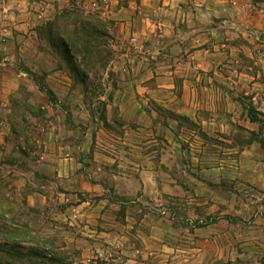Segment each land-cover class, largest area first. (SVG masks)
I'll list each match as a JSON object with an SVG mask.
<instances>
[{
  "label": "rangeland",
  "instance_id": "obj_1",
  "mask_svg": "<svg viewBox=\"0 0 264 264\" xmlns=\"http://www.w3.org/2000/svg\"><path fill=\"white\" fill-rule=\"evenodd\" d=\"M52 1L63 2L57 4L59 11L48 19L34 20L32 26L34 36L60 45L59 49L19 50L21 43H33L36 38L32 35L30 41L26 35H16L17 25L11 18L0 25V56L13 59L18 69L25 67L20 55L32 63L40 58L44 65L39 72L26 69L28 75L12 81L7 76L0 83V104L9 97L8 103L15 109L13 119L20 123L15 129L27 142L25 148L31 150L38 142L32 138L30 124L47 122L44 106L54 100L40 87L49 89L44 82L45 69L51 66L49 60L66 58L63 43L70 48L73 60L72 64L67 61L70 84H83L87 108L98 110V120L106 116V98L100 100L99 96L112 93L118 82L117 73L108 76L111 44L118 39L115 23L104 14L103 2ZM229 1L230 32L219 41L229 44L230 57L235 59L229 69L242 72L245 78L228 86L234 104L230 105V125L222 121L225 115L217 108L220 101L212 110L199 109L196 120L194 116L173 115L178 121L176 139L165 154L176 155L181 169L189 172L188 177L182 172L183 187L141 197L130 192L129 199L107 193L113 203H106L96 218L91 209H71L76 203L64 207L58 200H51L46 208L30 210L23 200H15L19 195L0 191V203H7L0 206V264H264V185L249 157L240 153L245 144L256 139L264 154V119L250 94L236 86L245 84L253 89L254 80L249 76L254 73L264 82V0ZM20 86L31 96L12 94ZM210 95L215 98L216 92ZM75 100L69 97L60 103L67 110L64 116L69 123H74L69 109ZM161 115L163 120L167 118ZM124 129L115 130L125 136ZM22 143L21 139L17 149H11V157L25 149ZM123 145L129 152V145ZM171 164L161 163L166 169ZM2 179L0 168V187L7 186L9 180Z\"/></svg>",
  "mask_w": 264,
  "mask_h": 264
},
{
  "label": "crops",
  "instance_id": "obj_2",
  "mask_svg": "<svg viewBox=\"0 0 264 264\" xmlns=\"http://www.w3.org/2000/svg\"><path fill=\"white\" fill-rule=\"evenodd\" d=\"M100 1L106 17L116 25V33L115 29L112 33L118 39L111 44L108 73V76L117 73L118 82L112 93H106L109 98L106 94L99 96L100 100L106 98L105 104L102 103L105 119L98 120V110L91 112L87 108L83 84H70L71 73L65 57L49 60L51 66L45 69L44 82L55 100L44 106L47 122L30 124L32 138L38 142L35 150L25 148L27 142L15 129L20 123L13 119L15 109L8 103L9 97L0 104V168L2 180H9L0 191L19 195L15 200H23L27 209H43L51 200H58L64 207L76 203L71 209H91L96 218L106 203H113L105 196L107 193L129 199L130 192L141 197L182 188V172L187 177L190 174L181 169L180 158L166 156L176 139L178 121L173 115L194 116L196 120L200 118L199 109L212 110L216 101H220L217 108L225 115L222 121L230 125L233 112L230 105L234 104L228 86L245 76L242 78V72L229 69L235 59L230 57L229 44L219 41L230 32L229 0ZM57 4L52 0H0V25L11 18L17 25L16 35H26L30 41L36 38L34 44L21 43L19 50L59 49L60 45L34 36L36 30L32 26L34 20L48 19L59 11ZM20 56L25 65L20 69L13 59L0 56V83L7 76L12 81L28 75L26 69L39 72L44 68L42 59L32 63L26 55ZM211 69L217 73H210ZM259 75L249 76V80H254L251 90L245 84L236 86L244 94H250L264 119V82ZM213 92L215 98L210 95ZM23 93L20 86L12 94L21 98ZM69 97L77 99L69 109L74 123L68 122L64 116L67 110L60 105ZM161 114L167 118L163 120ZM120 127L125 128V136L115 130ZM160 129L165 133L158 132ZM129 131L130 137H126ZM21 139L26 151L20 150L11 157V149L14 146L17 149L16 143ZM123 144L129 145V152ZM243 147L241 155L249 157L261 176L259 182L264 185L261 142L254 139ZM161 163L172 164L166 169Z\"/></svg>",
  "mask_w": 264,
  "mask_h": 264
},
{
  "label": "trees",
  "instance_id": "obj_3",
  "mask_svg": "<svg viewBox=\"0 0 264 264\" xmlns=\"http://www.w3.org/2000/svg\"><path fill=\"white\" fill-rule=\"evenodd\" d=\"M64 44V48H65V55H66V59H67V61L69 62V64H72V56H71V54H70V48L68 47V46H66V44L65 43H63ZM41 87V89H43L46 93H48L49 95H50V98L51 99H54L55 100V98H53L52 96H53V94H52V92H51V90H49V89H47L44 85H41L40 86ZM252 119H254V117L252 116V115H249Z\"/></svg>",
  "mask_w": 264,
  "mask_h": 264
}]
</instances>
